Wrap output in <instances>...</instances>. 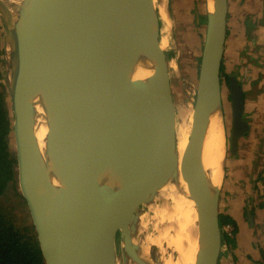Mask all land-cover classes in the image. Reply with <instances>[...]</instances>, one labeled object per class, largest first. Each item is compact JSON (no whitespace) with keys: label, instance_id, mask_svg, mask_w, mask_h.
Listing matches in <instances>:
<instances>
[{"label":"water","instance_id":"95a60500","mask_svg":"<svg viewBox=\"0 0 264 264\" xmlns=\"http://www.w3.org/2000/svg\"><path fill=\"white\" fill-rule=\"evenodd\" d=\"M212 1L180 162L154 0H0L15 179L45 264H162V247H152L148 263L133 240L142 214L180 176L198 212L196 264H220L221 189L210 187L199 165L210 117L222 106L228 0ZM140 64L152 71L145 80L134 79ZM229 90L235 156L249 125L236 78ZM38 106L48 123L44 152Z\"/></svg>","mask_w":264,"mask_h":264},{"label":"crops","instance_id":"0c3cea01","mask_svg":"<svg viewBox=\"0 0 264 264\" xmlns=\"http://www.w3.org/2000/svg\"><path fill=\"white\" fill-rule=\"evenodd\" d=\"M227 40L221 78H236L245 96L249 132L229 162L220 203L223 250L220 264H262L264 260V0H228ZM206 32V31H205ZM226 225V226H225ZM228 227V229H227Z\"/></svg>","mask_w":264,"mask_h":264},{"label":"bare ground","instance_id":"6f19581e","mask_svg":"<svg viewBox=\"0 0 264 264\" xmlns=\"http://www.w3.org/2000/svg\"><path fill=\"white\" fill-rule=\"evenodd\" d=\"M8 1L21 6L28 0ZM154 2L159 13L160 29L163 34H167L160 40L161 48L166 52L169 47L168 35L172 26V16L169 13L167 0H154ZM206 3L207 11L212 13L214 11L213 1L206 0ZM170 66L171 71L172 68H176L175 63H170ZM151 75V69L140 64L135 70L134 79L145 80ZM176 105V150L181 162L192 134L195 107L182 100L177 101ZM35 133L39 147L44 152L48 134V123L44 110L39 106L37 107ZM12 149L15 150L13 142ZM225 158V111L222 88V106L210 117L199 163L201 172L211 188H220L223 183ZM158 198L161 200L159 203L156 200V202L149 206L155 212V217L152 218L150 223H156L155 229L159 235L150 234L146 220L141 221L140 219L138 234L133 240L134 244L141 248V258L149 263L152 247L161 249L165 242L166 246L173 250V255L168 254L165 251L166 248H162L163 251L160 250L162 264H196L198 253V212L196 203L190 196L187 183L180 176L178 181L166 186ZM151 209L150 211H152ZM159 220H161V224H159ZM129 264H132V262Z\"/></svg>","mask_w":264,"mask_h":264},{"label":"rangeland","instance_id":"374dc122","mask_svg":"<svg viewBox=\"0 0 264 264\" xmlns=\"http://www.w3.org/2000/svg\"><path fill=\"white\" fill-rule=\"evenodd\" d=\"M169 13L172 16V26L169 32V47L167 48V56L170 63H175L176 68L171 71L172 79V91L175 104L177 101H184L187 104L194 106V101L197 93V83L201 64V56L203 50V42L206 31L207 21V6L206 0H167ZM200 16L201 23L198 24L197 17ZM175 18V19H174ZM161 31V38L166 36ZM0 45L5 52V38L3 32H0ZM4 60L5 54L2 56V62L0 64V95L4 96L8 104L9 95L5 86L4 77ZM171 67V66H170ZM177 79V80H176ZM226 84V80H222V86ZM227 85V84H226ZM223 88V104L225 111V135H226V164L225 172L223 176V183L220 186L221 189V201L225 203V198L228 196L224 190L229 179L228 164L233 155L230 152V137L232 129V108H231V95L227 92L226 87ZM177 106V105H176ZM11 147V146H10ZM12 150V147H11ZM161 200L158 198L157 202ZM220 201V203H221ZM0 204L4 210L8 211L15 219L16 225L19 229L32 227L31 217L26 203L22 199L18 185L15 183L14 188L11 186L6 192L5 196L1 199ZM150 208V206H149ZM148 208V210H150ZM147 210V212H148ZM152 210V209H151ZM146 212L142 215L141 221L146 220L149 233L152 235H159L155 229L154 223H150L155 212ZM145 218H144V217ZM148 218V220H147ZM150 219V220H149ZM221 219V217H220ZM149 221V222H147ZM161 224V220H159ZM221 222V221H220ZM157 223V224H158ZM222 225V224H221ZM224 224L221 226L223 229ZM226 226V225H225ZM228 228V227H227ZM138 234V233H137ZM141 236V235H140ZM135 239V238H134ZM162 248H166L168 254H173L172 249H168L166 243L162 245ZM170 250V251H169ZM175 255V254H174Z\"/></svg>","mask_w":264,"mask_h":264},{"label":"trees","instance_id":"16d2710c","mask_svg":"<svg viewBox=\"0 0 264 264\" xmlns=\"http://www.w3.org/2000/svg\"><path fill=\"white\" fill-rule=\"evenodd\" d=\"M3 26L0 22V32ZM1 39V37H0ZM4 49L0 45V64ZM1 72V71H0ZM10 111L6 99L0 95V201L8 189L14 188L15 164L9 143ZM221 224L226 219L221 217ZM0 264H45L33 227L16 225L15 219L0 204Z\"/></svg>","mask_w":264,"mask_h":264},{"label":"built area","instance_id":"2783aa9c","mask_svg":"<svg viewBox=\"0 0 264 264\" xmlns=\"http://www.w3.org/2000/svg\"><path fill=\"white\" fill-rule=\"evenodd\" d=\"M228 229V228H227ZM263 264H264V261H263Z\"/></svg>","mask_w":264,"mask_h":264},{"label":"flooded vegetation","instance_id":"af4514ba","mask_svg":"<svg viewBox=\"0 0 264 264\" xmlns=\"http://www.w3.org/2000/svg\"><path fill=\"white\" fill-rule=\"evenodd\" d=\"M264 261V260H263ZM263 261H262V264H263Z\"/></svg>","mask_w":264,"mask_h":264}]
</instances>
